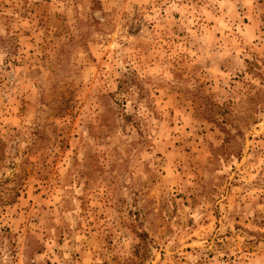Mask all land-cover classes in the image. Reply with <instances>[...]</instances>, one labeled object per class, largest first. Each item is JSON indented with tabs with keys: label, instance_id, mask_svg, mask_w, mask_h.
Here are the masks:
<instances>
[{
	"label": "rangeland",
	"instance_id": "rangeland-1",
	"mask_svg": "<svg viewBox=\"0 0 264 264\" xmlns=\"http://www.w3.org/2000/svg\"><path fill=\"white\" fill-rule=\"evenodd\" d=\"M0 264H264V0H0Z\"/></svg>",
	"mask_w": 264,
	"mask_h": 264
}]
</instances>
